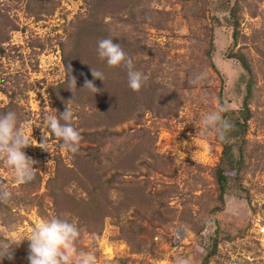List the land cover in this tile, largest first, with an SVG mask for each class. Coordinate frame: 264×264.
<instances>
[{"label": "rangeland", "instance_id": "1", "mask_svg": "<svg viewBox=\"0 0 264 264\" xmlns=\"http://www.w3.org/2000/svg\"><path fill=\"white\" fill-rule=\"evenodd\" d=\"M104 38L120 43L148 77L139 93L125 69L98 57ZM201 72L205 78L190 85ZM250 75L248 133L231 138L243 169L223 205L216 178V168H225L223 146L201 120L223 100L233 122ZM85 79L101 91L81 89ZM66 105L83 137L76 154L45 124ZM9 111L33 137L24 151L37 171L19 183L0 162L11 193L0 204V229L14 224L26 236L65 213L81 229L77 247L96 264H174L177 256L201 264L215 238L210 264H264V0H0V115ZM94 132L97 140L85 135ZM100 147L99 159L86 158ZM83 160L97 172L93 182L78 167ZM87 191L95 204L86 203ZM28 243L11 264H29Z\"/></svg>", "mask_w": 264, "mask_h": 264}, {"label": "clouds", "instance_id": "2", "mask_svg": "<svg viewBox=\"0 0 264 264\" xmlns=\"http://www.w3.org/2000/svg\"><path fill=\"white\" fill-rule=\"evenodd\" d=\"M98 57L106 61L110 68H123L127 72L128 86L134 92L139 93L146 86L148 77L137 70L133 58L124 51L120 43H115L112 38H104L98 41ZM83 62V61H82ZM71 73V67H68ZM92 76L96 79L105 80V74L91 67ZM206 73L201 72L188 81L190 85L198 84L204 79ZM77 79L70 75L68 89L75 95ZM81 89H88L93 94L101 90L96 87L92 80L85 79ZM228 110L227 105L221 106L218 110L208 113L201 120L202 131L211 134L215 132L219 139L224 140L233 125L225 119L223 112ZM73 110L69 105L59 116L46 115L45 124L56 138L62 140L61 147L76 154L80 150L83 137L73 126ZM63 121V123H61ZM33 137L28 134V129L18 123L17 114L9 111L0 115V162L10 167L16 180L19 183H27L35 178L37 169L34 164L37 162L26 155L24 149L35 146L32 143ZM41 148L44 143L40 144ZM11 200V193L8 185L0 181V204L8 205ZM67 214L61 213L49 220L37 224L28 235H17V228L9 224L6 228L0 229V260L15 259V249L25 240L28 243L29 264H96V258L89 252L79 249L77 245L81 240V229L75 221H70ZM6 214L0 212V220H4ZM174 264H189V261L182 256L175 258Z\"/></svg>", "mask_w": 264, "mask_h": 264}, {"label": "trees", "instance_id": "3", "mask_svg": "<svg viewBox=\"0 0 264 264\" xmlns=\"http://www.w3.org/2000/svg\"><path fill=\"white\" fill-rule=\"evenodd\" d=\"M235 12H236V9L233 8L232 15L235 18L233 21V26L235 27L234 38L236 40L238 38L237 28H238L239 22L235 17L236 16ZM236 56L240 59L241 63L243 64L245 69L248 71V73L251 74L252 69L245 57V54L237 53ZM253 85H254V79L252 75H250V79L247 84V94L245 95L244 102H243L244 108L243 110H241L242 111L241 114L236 116L237 118H233L234 119L233 122L230 121L233 127L227 133L226 138L224 140L220 139V142L223 146L222 158H223L224 163L223 162L222 163L225 165V168L222 167V164L216 168V178H217V183H218V188H219V200L223 205L225 203V195L229 187L230 179L234 178L235 180H240L241 178L240 172L243 169V160H242L243 156L241 153L239 154V156L236 155L233 149V145L231 143V138L233 136H245L248 133L249 120L251 118V111H250L249 104H250L251 97L253 95V87H254ZM220 97L222 100V93L220 94ZM220 103L222 106L225 105L223 100ZM222 115L225 119L227 120L230 119L229 111L223 112ZM98 134H101V133L94 132V133H87L85 135L89 139L90 137L91 138L93 137V140H97L99 138ZM103 136H108V135L103 134ZM102 153H103V150H101V147H100L96 153H87L86 158H88L90 161L94 157L99 159V155H102ZM89 160L87 161V163L83 160L82 164H79L78 167H80L82 171L86 173L88 180L93 182L95 178V173L97 172L96 171L94 172V170L92 169V164H91L92 161L90 162ZM92 195H93L92 192L87 191L88 199L86 203L90 204L91 202L95 204V198L91 200ZM73 201L74 203H76L78 200H75V198H73ZM217 252H218V239L215 238L213 245L211 246L210 250L204 256L201 264H210L214 256L217 254ZM0 264H11V261L5 258L3 261L0 260Z\"/></svg>", "mask_w": 264, "mask_h": 264}]
</instances>
